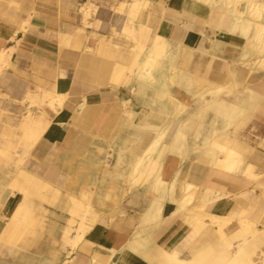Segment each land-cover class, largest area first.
<instances>
[{"label":"crops","instance_id":"obj_1","mask_svg":"<svg viewBox=\"0 0 264 264\" xmlns=\"http://www.w3.org/2000/svg\"><path fill=\"white\" fill-rule=\"evenodd\" d=\"M2 1L0 51L13 52L12 67L0 79V107L5 105L1 96H9L11 118L20 120L29 105L23 101L26 92L36 89L64 97V103L54 116L30 113L33 129L17 132L12 161L7 163L0 155V264H156L154 254L178 248L192 232L194 224L188 225L186 219L203 205L207 214L233 215L226 234L237 230L243 211L257 229L263 228L259 221L264 220L260 190L264 151L255 142L264 138V71L248 65L255 54L247 49L241 32L244 17L235 16L223 0H214L213 6L199 0H148L135 24L176 46V74L187 79L185 83L177 79L168 95L128 77L131 41L111 34V28L119 31L128 17L114 12L120 4L115 0H96L98 27L82 24L80 8L85 0ZM253 33L254 27L248 37ZM116 42L125 59L117 54ZM59 71L70 76L62 78ZM192 77L202 80L205 90L219 91L206 93L205 100L225 101L255 115L243 121L246 128L238 138L214 133L223 128L227 115L202 110L204 105L189 97L187 91L196 89ZM3 121L0 113V132ZM36 123L44 129L25 148L20 139L35 132ZM164 128L169 148L179 128L186 140L176 142V151L168 149L160 158L157 170L163 185L155 175L133 185L135 159ZM210 139L251 162L261 177L249 181L206 165L197 149ZM250 147L255 149L251 156L246 154ZM20 170L59 194L56 201L52 193L45 194L46 214L33 197L30 217L41 216L43 223L17 231L10 220L25 199L10 186ZM186 184L195 187L190 192L195 202L187 208L191 212L179 207ZM252 190L254 195L243 197ZM205 191L227 196L204 202ZM69 196L88 199L97 217L73 251L61 239L69 218L65 204ZM203 232L195 240L196 250L206 242Z\"/></svg>","mask_w":264,"mask_h":264},{"label":"bare ground","instance_id":"obj_2","mask_svg":"<svg viewBox=\"0 0 264 264\" xmlns=\"http://www.w3.org/2000/svg\"><path fill=\"white\" fill-rule=\"evenodd\" d=\"M199 1L209 6L217 4L214 0ZM223 1L227 9L233 12L235 16L239 18L244 17L241 24V32L246 39L247 49L255 54V58L248 65L254 69L264 71V0ZM148 5V0L121 1L114 8V12L118 15H127L128 19L124 21L119 31L112 27L111 34L112 37L122 36L131 41L129 48L130 64L127 69L128 77L137 78L152 87L157 86L169 95L171 94L170 87L175 85L176 81L179 80L185 83L187 79L184 74H176V55L178 52L176 46L157 34L151 36V32L147 27L135 24V21L141 16L142 10L146 9ZM2 7L3 1L0 0V11L3 9ZM126 7H128L127 10ZM97 11L96 0H85L80 8L82 24L89 27H98V22L95 21ZM94 21L97 24H94ZM253 27L254 33L249 38L248 35ZM113 45L117 49V54L122 57L121 44L116 42ZM12 52L13 49L11 48L0 51V79L5 71L12 67ZM59 76L63 78L70 76V74L66 71H59ZM120 76L119 74L117 75L115 78L116 82L119 81ZM189 80L191 81V85L196 86V89L187 91V94L191 99L197 100L201 105L205 106L201 107L202 110L206 108L214 114L227 115L223 128L216 130L214 133H222L229 137L238 138L240 131L246 128L243 121L255 115L248 110L232 107L225 101L215 100L209 102L205 100L206 93L216 95L219 94V91L211 93L205 90L203 82L200 79L192 77ZM23 101H28L29 105L23 112L21 119L14 121L12 118H8L3 121L1 126L0 155L4 157L7 163L13 159L14 149L17 144V142L14 144L17 132L33 129L34 124L28 120L30 113L38 112L54 116L57 109L63 105L64 97L57 96L54 92L36 89L33 92L27 91ZM172 105L176 111V103L173 102ZM181 110L187 112L185 106H181ZM43 129V125L36 123V131L31 132V135L26 132L24 138L20 139V144H23L25 148H30L38 140ZM166 136L167 128L159 130L148 141L143 153L135 159L133 164V185L148 182L154 175V177L158 178L159 184L163 185L159 170H157L160 158L168 149L176 151V142L184 144L186 140L185 135L179 128L177 133H174L169 148V145L165 143ZM257 140L255 142L256 148L264 151V138H258ZM197 150L202 152V161L206 165L227 175H243L249 181H257L261 177L257 174L255 166L251 162H247L246 159L241 158L232 149L216 143L214 139L205 140L203 145ZM254 151L255 149L250 147L246 149V154L251 156ZM108 158H111V156ZM105 163L108 164L109 160ZM13 183L10 186L11 189L15 188L22 193L25 202L10 220V226L17 231L28 225L40 226L43 223V217H30V201L33 197L39 199L40 203L37 207L43 214H46L47 211L42 206V203L47 201L45 194L52 193L56 201L59 193L57 191L53 192L49 185L23 170L18 171ZM184 190L186 191V195L181 199L179 204L180 210L183 211L187 210L195 202V198L190 194L192 190H195V187L186 184ZM260 190L261 194L264 195V185L260 186ZM126 192L124 190L123 194ZM250 195H254L253 190L246 192L243 197L247 198ZM226 196L227 194L225 193L205 191L203 200L204 202H209L224 199ZM65 204L69 218L65 219L66 227L63 229L61 239L63 245H69L73 251L84 241V236L90 231L97 217L94 216L93 209L85 197L76 199L69 196ZM191 211L187 210V212ZM205 219L209 221L207 225L214 228V234L209 232L210 228L204 223ZM232 219V214L225 217L207 214L204 211V205L195 211L193 210L192 216L186 219L188 225L194 224L192 232L178 248L156 253L154 256L152 255L153 261L156 264H264V220L259 221L263 225V228L257 229L255 226L256 222L246 217V213L243 211L237 218V230L226 234L225 229L232 222ZM202 231H204L202 235H205L206 232V242L201 245L200 249L196 250L195 245H197V242L195 240ZM94 263L103 264L97 261H94Z\"/></svg>","mask_w":264,"mask_h":264},{"label":"rangeland","instance_id":"obj_3","mask_svg":"<svg viewBox=\"0 0 264 264\" xmlns=\"http://www.w3.org/2000/svg\"><path fill=\"white\" fill-rule=\"evenodd\" d=\"M123 0H115V3H120ZM119 5V4H118ZM6 77V73H4V75L1 77V79H3V77ZM6 80V78H5ZM2 98H4L5 100V105L3 107H0V113L1 115L4 116V119L7 120L8 118L12 117V106L9 105L10 104V97L7 95L1 96Z\"/></svg>","mask_w":264,"mask_h":264}]
</instances>
